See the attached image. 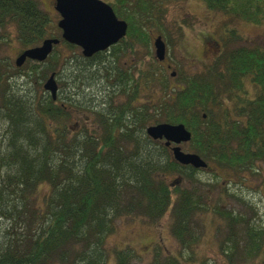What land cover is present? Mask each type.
Listing matches in <instances>:
<instances>
[{
    "label": "trees",
    "instance_id": "trees-1",
    "mask_svg": "<svg viewBox=\"0 0 264 264\" xmlns=\"http://www.w3.org/2000/svg\"><path fill=\"white\" fill-rule=\"evenodd\" d=\"M103 1L127 24L118 44L84 58L60 40L44 62L27 61L16 77L0 72V264H108L110 253L113 264H137L132 250L106 247L116 221L155 223L167 213L180 254L156 251L148 264H182L184 255L192 263L215 264L194 250L210 214L222 225L216 237L225 264L264 255V225L254 223L258 210L226 190L245 212L212 202L203 190L208 183L195 177L203 170L179 164L170 147L146 133L152 125L181 124L191 134L185 151L206 169L230 172L239 182L259 173L264 47L243 44L230 27L225 50L199 73L185 75L161 66L149 34L150 27L163 28L166 5L181 0ZM202 1L232 19L264 20V0ZM6 24L17 28L25 49L60 39L34 0H0V29ZM63 47L71 53L61 54ZM139 47L141 59L135 56ZM128 57L132 64L120 62ZM51 75L56 100L43 89ZM73 117H80V128L74 129Z\"/></svg>",
    "mask_w": 264,
    "mask_h": 264
},
{
    "label": "rangeland",
    "instance_id": "rangeland-1",
    "mask_svg": "<svg viewBox=\"0 0 264 264\" xmlns=\"http://www.w3.org/2000/svg\"><path fill=\"white\" fill-rule=\"evenodd\" d=\"M34 1L39 5V8L48 13L57 27L60 17L55 11L54 0ZM164 16L163 28L150 27L149 34L152 35L151 51L155 58L153 39L157 36H164L160 32L164 29L163 33L165 35L168 33V37H166V40L163 39L166 45V56L161 66L167 67L171 65L173 70L181 71L185 75L199 73L205 66L211 64L222 50H225L224 31L230 27L235 29L237 34L244 39L243 44L247 46L258 44L264 47V20L261 24L256 25L245 20L232 19L223 13L209 11L202 0H181L169 3L166 5ZM58 31L60 32L59 29ZM17 37V28L13 25L6 24L0 29V39L2 40L0 42V72H4L9 76L15 75L14 77H16L17 73L21 74L20 72L25 70L23 69L19 72V68L15 64L16 59L26 50ZM226 47L227 49L231 48L228 45ZM59 52L67 55L71 53L64 47ZM79 53L80 51L76 52V54ZM142 55L143 50L139 47L135 56L141 59ZM132 61L133 58L131 57L120 60V62L127 64H132ZM30 62L40 64L34 61ZM13 88L15 90L18 88L19 90L17 82ZM73 118L71 124L74 129L75 127L77 129L80 128V117ZM89 125H92V121H88ZM4 128V123L0 119V157L3 152ZM181 146L184 150H187V144ZM247 176L246 178L241 176L243 180L239 182L232 173L216 169H204L195 175L202 183H208L209 186H205L203 190L209 189L207 196L212 202L220 200L225 206L230 205L245 212V208H242L241 204L225 195V190L226 192L228 191L227 194L234 193L236 196L241 197L244 202L258 210L254 223L264 225V165H259V173L253 176L247 174ZM40 199L39 188L35 199L37 205L40 204ZM170 226V213L165 214L155 223H150L142 218L123 217L116 221L114 233L106 239V247L110 251L112 249L132 250L138 257L137 264H148L156 251L166 255L179 256V246L171 235ZM221 227V222L218 219L213 218L211 214L207 216L200 242L194 246V250L200 256H204L207 260L215 262V264H225V261L220 256L218 237H216V232ZM110 259L112 260L108 264H113L111 253ZM181 261L182 264H196L190 262L187 259V255H184ZM242 264H264V255Z\"/></svg>",
    "mask_w": 264,
    "mask_h": 264
},
{
    "label": "water",
    "instance_id": "water-1",
    "mask_svg": "<svg viewBox=\"0 0 264 264\" xmlns=\"http://www.w3.org/2000/svg\"><path fill=\"white\" fill-rule=\"evenodd\" d=\"M54 8L60 17L57 27L61 31V40L78 47L84 58L107 51L126 36V22L119 20L111 6L102 0H54ZM59 44L58 38L44 39L39 46L23 51L15 61L16 67L20 68L26 60L44 62ZM153 49L157 61L163 62L166 45L160 36L153 40ZM171 76L174 77L175 73ZM43 89L56 100L58 87L54 75L47 79ZM146 133L153 140H164L167 147L173 144V157L179 164L194 169L207 167L197 155L182 150L181 145L191 139L183 125H153L146 129Z\"/></svg>",
    "mask_w": 264,
    "mask_h": 264
},
{
    "label": "flooded vegetation",
    "instance_id": "flooded-vegetation-1",
    "mask_svg": "<svg viewBox=\"0 0 264 264\" xmlns=\"http://www.w3.org/2000/svg\"><path fill=\"white\" fill-rule=\"evenodd\" d=\"M27 61H28V60H27ZM19 69H20V68H19ZM167 69H168V68H167ZM160 142H163V141H160ZM171 147H172V145H171ZM171 147H170V148H171Z\"/></svg>",
    "mask_w": 264,
    "mask_h": 264
}]
</instances>
